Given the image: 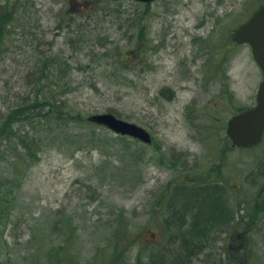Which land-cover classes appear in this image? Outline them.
I'll list each match as a JSON object with an SVG mask.
<instances>
[{
    "label": "rangeland",
    "instance_id": "obj_1",
    "mask_svg": "<svg viewBox=\"0 0 264 264\" xmlns=\"http://www.w3.org/2000/svg\"><path fill=\"white\" fill-rule=\"evenodd\" d=\"M16 1L4 6L0 110L59 84L79 120L38 156L20 138L8 141L13 154L0 141V178H22L1 225L0 264H47L61 245L77 264H106L125 225L133 263L168 243V199L181 192V204V184L203 182L224 189L230 221L213 233L210 258L203 251L193 264H264V214L250 229L232 222L233 210L245 216L264 202V140L243 149L226 135L227 120L256 104L263 79L250 45L231 37L264 0ZM50 60V78L35 86ZM105 111L145 127L153 142L88 123Z\"/></svg>",
    "mask_w": 264,
    "mask_h": 264
},
{
    "label": "trees",
    "instance_id": "obj_2",
    "mask_svg": "<svg viewBox=\"0 0 264 264\" xmlns=\"http://www.w3.org/2000/svg\"><path fill=\"white\" fill-rule=\"evenodd\" d=\"M26 1L28 0H24V2ZM9 3L10 5H15L17 1L4 0L3 5H0V56L2 55L1 50L3 49V45L7 43V35L3 37L1 31L6 28V25L3 23L5 18L9 20L4 7ZM151 4L147 3L146 6L149 7ZM145 50V46L140 48V51ZM50 61L49 64L45 63L44 65V69L42 70L43 77L40 76V79L32 78L35 86L37 80H39L38 85L40 87L42 78H50L48 73H46V69L54 60ZM56 63H58V66H64V61L60 59ZM59 87V84L55 85V87L49 90L48 95L39 90L35 93V97L18 100L14 106H8L6 111L0 110V141L4 140L8 143V141L11 142L16 138H20L22 139L24 149H28L33 156H38L39 152L49 146L48 142L55 140L53 135L58 137L60 134V139L61 136L66 135L65 132L71 131L72 123H75L79 119L75 117L77 114L71 111L70 106L62 98L58 97ZM21 131H24L22 135ZM20 135L22 137H19ZM94 136L96 134L92 137H85L97 140ZM118 139L127 140L123 136H118ZM14 146H10L8 143L7 152L13 154ZM14 164L16 167H19L18 162ZM15 170H17L15 173L18 179L19 175L20 177L23 175V171L21 170L19 173L17 168ZM21 179L15 181L13 177L8 179L0 178V229L1 225L5 223L4 217L10 215L12 211L14 188L20 184ZM181 186L185 187L181 189L183 192L181 204H178V196L181 192L173 194L167 201L169 215L165 219V228L171 231L168 236V243L164 244L159 250H152L146 255L136 256L132 263L130 261L131 258L127 255V247L133 241H131L125 232L128 229L125 225L122 229L114 231L117 238L116 246L114 253L106 264H193L196 255L202 253L206 248H212L210 242L217 241L213 238V233H222L225 229L221 226L226 224L230 217V209L225 202L222 192L224 189L211 182H203L199 185L184 183ZM186 196L189 197L187 198ZM221 198H223V201ZM246 210L248 212L247 215H241L240 217L233 210L232 222H238L239 226L243 229H250L252 224L253 226L257 224L256 219L264 214V202L259 200L251 202ZM125 219L126 217H119L117 221L124 222ZM247 222H251V225L248 226ZM122 232L126 233L125 236L122 235ZM5 240L7 241V239H4L3 231L0 230V241L3 242ZM206 244L208 246L205 247ZM182 245L186 246V252L183 251ZM204 254L207 255L206 251H204ZM60 255L64 257V260L61 259ZM208 256H210L209 254L207 258H210ZM46 258L47 264H77L78 262L71 261L69 253L65 251L63 245L58 248H50L46 253ZM219 259L221 261V257L216 258L215 261H219Z\"/></svg>",
    "mask_w": 264,
    "mask_h": 264
},
{
    "label": "water",
    "instance_id": "obj_3",
    "mask_svg": "<svg viewBox=\"0 0 264 264\" xmlns=\"http://www.w3.org/2000/svg\"><path fill=\"white\" fill-rule=\"evenodd\" d=\"M151 2L154 0H136ZM233 39L239 43H249L254 58L263 70L264 76V5L252 17L237 28ZM257 105L231 117L227 123V134L233 145L252 146L260 142L264 132V77L257 95ZM90 121L106 125L123 135L137 137L144 142H151V133L141 125L126 121L111 112L97 113L89 117Z\"/></svg>",
    "mask_w": 264,
    "mask_h": 264
}]
</instances>
